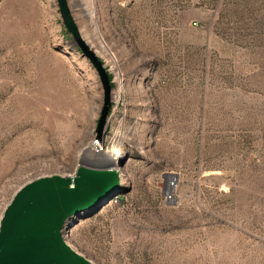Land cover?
<instances>
[{"label": "rangeland", "instance_id": "rangeland-1", "mask_svg": "<svg viewBox=\"0 0 264 264\" xmlns=\"http://www.w3.org/2000/svg\"><path fill=\"white\" fill-rule=\"evenodd\" d=\"M67 2L110 75L102 135L99 75L57 1L0 0V219L87 149L120 173L62 231L93 264H264V0Z\"/></svg>", "mask_w": 264, "mask_h": 264}, {"label": "water", "instance_id": "water-1", "mask_svg": "<svg viewBox=\"0 0 264 264\" xmlns=\"http://www.w3.org/2000/svg\"><path fill=\"white\" fill-rule=\"evenodd\" d=\"M56 1L65 28L96 69L104 90L97 126L100 138L110 107V78L102 61L81 38L67 0ZM119 187L118 169L81 161L73 179L53 175L26 183L0 219V264H93L64 241L62 231L73 215L100 207Z\"/></svg>", "mask_w": 264, "mask_h": 264}, {"label": "bare ground", "instance_id": "bare-ground-1", "mask_svg": "<svg viewBox=\"0 0 264 264\" xmlns=\"http://www.w3.org/2000/svg\"><path fill=\"white\" fill-rule=\"evenodd\" d=\"M80 157H81V162L88 164L89 166L90 165L100 166L102 165V163H106V164H110L109 168L117 169V168H114L117 162V158L114 157L113 155H107V156L101 155V154L95 155V154H91L89 150L84 149L83 154ZM68 177L73 179L74 176H68ZM172 199H174L173 196H172Z\"/></svg>", "mask_w": 264, "mask_h": 264}, {"label": "trees", "instance_id": "trees-1", "mask_svg": "<svg viewBox=\"0 0 264 264\" xmlns=\"http://www.w3.org/2000/svg\"><path fill=\"white\" fill-rule=\"evenodd\" d=\"M109 78H110V75H109Z\"/></svg>", "mask_w": 264, "mask_h": 264}, {"label": "built area", "instance_id": "built-area-1", "mask_svg": "<svg viewBox=\"0 0 264 264\" xmlns=\"http://www.w3.org/2000/svg\"><path fill=\"white\" fill-rule=\"evenodd\" d=\"M97 147V146H96Z\"/></svg>", "mask_w": 264, "mask_h": 264}]
</instances>
